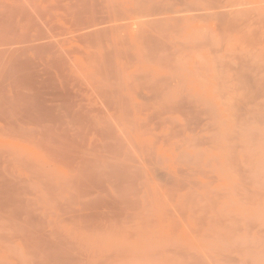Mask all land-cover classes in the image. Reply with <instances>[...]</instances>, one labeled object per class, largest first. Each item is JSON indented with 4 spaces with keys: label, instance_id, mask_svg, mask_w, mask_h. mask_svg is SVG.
<instances>
[{
    "label": "bare ground",
    "instance_id": "1",
    "mask_svg": "<svg viewBox=\"0 0 264 264\" xmlns=\"http://www.w3.org/2000/svg\"><path fill=\"white\" fill-rule=\"evenodd\" d=\"M143 1L141 0V2ZM124 3H126V0H0V123L4 124V126L0 124V165L4 167V172L7 170V176L4 174L1 177L2 175H0V186H6L7 190L8 188H14L15 190L12 191V193L14 192L13 195L18 192L17 195L15 194L16 197H10L11 200L6 199L8 203L9 201L13 202L11 206H2L0 201V207L2 206L1 209H3L2 212L7 214L5 219L4 217L2 220L0 219V222L5 226L3 228L11 230L10 233L7 232L5 234L6 236L1 237H7L9 243L17 245L16 248L11 246V249L4 250V252L0 249V264H251L249 255L250 247L248 246L249 242L246 235L249 233L250 235L248 237H250L252 230L253 235L255 234L252 228H255V222L253 224L251 223L252 227H250L252 229H247L246 227L249 226V222L248 226L244 222V227L247 229V232H244L245 230L241 227V224L233 223L238 215L233 216L230 213V217L228 212V214H224L220 209L223 213L219 211L220 214H217L219 207L215 206L214 203L219 202L215 201L213 199L214 197L209 199L205 196L210 201V204L214 202L212 204L213 206L211 205L213 209L217 207L215 208V214L212 213L214 212L212 208H208L209 206L206 205V202H204L206 204L201 205L202 198L199 193L188 186L192 181L188 183L185 180L187 182L186 188V182L183 184L184 179L180 177L182 181L174 182L173 185L168 186L170 183H173L170 179L172 177L169 178L172 182H169V184L164 182V184L161 179L162 176L165 177L163 178L164 181H166L165 179H167V182L169 181L165 172H163L164 174L162 176L160 173L158 174L160 175L159 179H161L159 180L157 178L159 171L151 170V163L146 164L147 162H145L146 168L143 166L142 162L147 160L146 158V160L144 159V155L143 158L141 156L143 159L142 162L140 158H136L137 161L133 158L134 162L131 157L129 158L130 155L128 154V159L126 156H122L121 151L123 152V148L121 149V146L127 143L125 142L126 138L130 143L136 144V147L134 146L136 149L137 146L139 147L141 154L149 153V145L141 142L139 132L136 129L139 124V119L136 116V105H141L139 101L147 103V101L157 100L161 95H167L166 92L169 91V88L163 86V88L161 87L159 89V86L161 84L164 85L162 82L168 81L169 79L166 77L167 80H164L165 75L164 73H160L158 67L162 66L165 69L170 67L171 69L172 66V62L169 61V59L171 60V55L168 54L169 45L166 43L163 46L162 44L165 42L163 43L162 40L158 41L160 39H156V36L151 32L152 29L154 31L155 29L150 28V26L159 24L163 18H159L158 15L159 20L157 18L154 19L156 10L153 12L154 16L151 13L152 11L146 7L149 10L147 11L149 15L147 12L142 15H147L148 18L150 16L154 17L149 20L147 17H141L140 14L146 10L143 9V11L141 10L142 12H139L140 14L137 13L138 19L141 18L140 21L147 20L137 23L138 20L136 23H133L135 28H130V24L124 22L126 19L121 15L123 13L121 6H124ZM185 4L187 5L186 2ZM236 4L239 5L238 2ZM242 4L244 5V3ZM144 5L141 7H144ZM151 5L154 9H161L159 6H154L153 2ZM151 5H149L150 8ZM170 6L169 8H171ZM141 7L138 5L137 10ZM243 8L244 6L241 9ZM242 12L244 14L245 10ZM199 13L201 12L199 11ZM224 13L226 14L227 12L225 11ZM216 15L218 16V13ZM196 16L198 15L196 14ZM261 17L263 18V16ZM170 18L173 19V16ZM170 18L163 19V21L169 22ZM177 18L181 19L180 16ZM177 18L175 16L174 21ZM246 18L239 19L244 21ZM180 19L176 22H180ZM233 21H236V19ZM242 25L246 27L244 23ZM250 25L252 26L253 24L251 23ZM243 26L240 28H242L241 31L243 32L241 34L244 35ZM158 27L161 30L163 28L160 25ZM158 27H156V30L159 29ZM163 30L162 34L164 32ZM231 30L234 31V28ZM231 30L229 31L231 32ZM252 31L254 33L255 30ZM158 32L161 36V31L157 30L156 33ZM246 33L249 35L250 31L248 32L246 30ZM255 34L256 36H261L260 34L257 35V31ZM251 35L250 33L249 36ZM165 36H162L163 39H166ZM253 36L255 35L253 34ZM251 37H245L246 40L244 41L243 36L237 39L240 42H249L248 39H251ZM255 37L252 39H255ZM76 43L80 44L82 48L80 47L75 50L74 44ZM166 46L168 47L165 48ZM162 47L168 49L165 55L161 53L162 56L164 55L163 57L159 54L160 58L164 59V62H161L162 59L155 54L157 53V48L160 50ZM165 49L162 50L165 51ZM234 50L236 49L234 48ZM169 51L171 52V50ZM250 53L254 55L253 51ZM261 53L258 52L253 57H260ZM239 56L237 58L234 55L233 58H237V61H239L243 57L244 59L241 60L243 63L246 56H240L241 58ZM253 57L248 58L250 60ZM165 59H168L167 62ZM215 61L218 60L215 59ZM200 62L201 65L204 64L202 61ZM245 62L249 66L250 61L245 60ZM169 63L171 65H168ZM218 63L222 69L223 62L220 60ZM218 63H215V66ZM226 63L224 65L228 66V63ZM174 64L173 66L176 68L177 66ZM227 66L224 67L226 68ZM236 67H238V64ZM263 67L264 65L262 67L260 65V68L263 69ZM198 68H196V71ZM238 69L242 70L244 66H239ZM238 69L236 68V70ZM262 69L260 71L258 70V75L264 72ZM226 70H228V67ZM230 70L234 72L235 68L234 70L232 68ZM246 70L248 69L242 72V78L245 77V80L246 77H249ZM198 71L199 74L196 73V75L201 74V71ZM245 72L247 76H244ZM260 78L262 79V77ZM252 79L255 78L253 77ZM238 81L242 83V80L239 79ZM261 81H264V78ZM169 84L166 83V85L170 86ZM262 85L264 84H260L258 87L260 88ZM244 86L246 88V85ZM247 86L250 87V85ZM144 90L147 92H143ZM250 94L252 95V92ZM236 95L232 96L236 98ZM241 95L239 94V97ZM247 95H243V99L245 97L246 100ZM184 97L182 99L180 98L181 100L176 99L171 101L172 103L170 104L172 107H168L174 109L176 106L179 113L183 112V115L180 114L181 117L190 119L189 123L191 124L192 121L196 122V118H193L195 121H191L192 116L185 113V111L190 112L192 115L194 114L192 111L197 112L195 107H193L194 110L191 109L193 106L192 102L194 101L192 99L194 98L188 96L191 98V102H188L190 99H184ZM240 101L242 102L243 100ZM173 102L176 103L173 104ZM186 102L188 104L192 103V106L188 107L190 109L187 108V110L181 111L180 109H184L181 108L184 106L181 103L185 104ZM245 103L244 105L246 106L249 101ZM163 104H169V102ZM177 105H180V109ZM237 105L241 106L240 109L242 112L238 114L234 113L232 116L237 117V115H240L238 118L245 117L243 103L241 105L238 103ZM185 106L187 107L188 105L185 104ZM106 107L110 110L112 108L115 109L108 118L106 117L108 110ZM198 108L199 106L196 109ZM235 108L233 105L232 109ZM260 111L262 110L260 109ZM200 112L198 114L199 118L197 119L203 122V119L200 120L202 118L200 117L202 112ZM240 113H243V115ZM252 113L251 111L249 114ZM197 114L194 115L197 117ZM217 114L219 113H215L216 116H218ZM253 114L255 115V113ZM202 115L204 117L205 113ZM257 115L263 116V114L257 113V119ZM251 116L254 117L253 115H249V119L252 118ZM205 117L208 119L207 115ZM233 117L231 120L236 118ZM259 117L260 119L262 118L261 116ZM249 119L247 120L246 117L245 121L247 122ZM260 119L258 120L259 124H264L262 119ZM227 121L230 122L229 120ZM189 123L187 122V124ZM199 123L201 124V122ZM242 123L244 125L243 121ZM190 124L185 126L188 128ZM194 124L192 123V125ZM209 124L207 125V129L210 126ZM29 125L32 126L29 127ZM246 126H243V128ZM175 127L177 128L179 125H175ZM175 127L173 129L174 131L176 129ZM236 128L237 131L239 127ZM250 132L252 131L250 130ZM218 133L220 132L218 131ZM238 133L241 134V132ZM25 136L28 140V145L35 147L38 150L37 153L39 156H34V153L30 152L29 149L23 148L19 144L20 141L24 140L23 138ZM234 136L235 138L230 137V139L227 137L226 141L228 139L230 141H232L231 139L237 141L236 135ZM5 137H11L17 140L18 143L15 142V144H11L10 146L3 145L1 140ZM220 137L221 139L223 138L222 136ZM215 138H218V140ZM214 139L223 142L219 137H214ZM222 142L220 143L222 144ZM214 144H210L211 146L209 147L213 148L212 146ZM130 145L128 144V146ZM236 145L242 148L241 143L239 145L237 143ZM132 147L133 145L131 149H133ZM229 147L231 148V146ZM218 148L221 147L219 146ZM244 149L242 148L243 152L241 150L243 153L242 158H244V153L249 150L248 147ZM128 152L130 151L128 150ZM133 154H135V151ZM181 154L183 153L181 152ZM229 156L228 158L230 159L232 156ZM124 158L128 161L130 160L132 164H137L139 160L142 165L131 164L132 167H130V165L128 166L126 164L127 161L125 162ZM233 158L239 160L234 155ZM242 158L240 159L242 160ZM191 160L194 159H190L189 162ZM231 160L233 159H230V162L226 161L231 164L226 163L229 167L235 164L234 161L232 165L233 161L231 163ZM200 161L197 160L196 162L200 163ZM127 163L130 164L129 162ZM159 163L161 162L159 161ZM250 165L248 166L249 168L254 164L252 166ZM248 167H246L247 170H244L246 173L250 172L253 168L249 169ZM147 168L149 172L151 171V175H154L152 173L154 171L157 177H152L162 183L157 184L148 180L151 178L147 179L142 177L141 179L139 175L142 172L146 173ZM115 171L117 174L119 173V176L121 173H124V177L122 174L119 177L124 178L120 180L122 183L118 181L115 183L109 182L108 185H102L104 184L102 179L109 175L107 173H113ZM244 171L242 173L240 170H237L238 174L241 172L242 175L246 174ZM237 172L234 173L237 174ZM196 173L195 170L193 174L195 175ZM114 174H111V176ZM143 174L142 176H144ZM148 174L147 172V176L150 177L151 175L149 174V176ZM181 174L185 176L186 172L184 174L181 171ZM242 175H238L239 179L243 177ZM111 176L109 175V178ZM137 177L140 180H136ZM111 178L113 179V177ZM119 178L115 177V180H119ZM197 184L199 185V183ZM197 184L193 182L191 185H196L195 187L198 189ZM1 188L0 194L3 193ZM2 190L5 191L3 188ZM7 192L9 190L6 191V194ZM8 195L11 194L8 193ZM8 195L7 197H9ZM8 203L6 204L10 205ZM203 205L205 206L203 207ZM206 206L208 207L206 208ZM220 208L222 209V207ZM201 209L204 213H201ZM247 209L245 208L243 214L248 215L245 213V211L249 213ZM239 212L241 213V210ZM221 214L225 215L227 219L224 216H220ZM240 219L243 220L242 218ZM227 221H231V223ZM238 222L240 223V220ZM241 222L243 223V221ZM235 226L243 228L239 229L241 231L240 235L242 236L243 232L246 233V237L237 238V236H234V232L238 228L236 227L235 229ZM259 229L264 230V228H258L256 231H259ZM236 233L235 235H237ZM258 233L254 238L256 240V237L259 236ZM262 233L264 232H260L259 234ZM263 235L259 237L261 242ZM255 244L256 246L259 245L257 241Z\"/></svg>",
    "mask_w": 264,
    "mask_h": 264
},
{
    "label": "rangeland",
    "instance_id": "2",
    "mask_svg": "<svg viewBox=\"0 0 264 264\" xmlns=\"http://www.w3.org/2000/svg\"><path fill=\"white\" fill-rule=\"evenodd\" d=\"M145 1L146 2L148 1V3L146 4ZM152 2L154 3V6H159L161 9L156 8V7H155L156 9H154V7L151 5ZM185 2L187 3V5L185 4ZM237 2L239 3V5L236 4ZM242 3H244V5ZM142 4L143 5L146 4V5H144V7H141V6H143ZM189 4H190V6H189ZM232 4H233V6H232ZM138 5L141 7L140 9L138 8L139 10H137ZM149 5H151V8L153 7L152 10H151ZM216 5H217V7H216ZM248 5H250V6L248 7ZM169 6L171 8H169ZM243 6H244V8L241 9ZM121 7H122V10H123V13H121V15H123L124 19H126V20H124V22L130 24V28H135V26H133V23H136L138 20L139 21L137 23L142 22L144 20H147V19L142 18L144 20L140 21L141 18L138 19L137 13L140 14L139 12L141 10L143 11V9L144 10L146 9V10L143 11L144 13L140 14L141 17H147V15L143 16L142 14H145L149 10L152 11L151 13H153L155 10L156 11L158 10L157 14H156V11H155V15L156 16L153 13V15L155 16L154 19H156V18L158 19V17L159 18L161 17V19L162 18L163 19H168V18L173 16V19L170 18V21L168 20L169 22H167V21L164 22L163 19H162V21L164 23L162 21H160L159 24H156L154 26H150V28L152 27V28L155 29V31L153 29L151 31L153 33V35L156 36V39H160L158 41L162 40L163 43L165 42L164 44H162L163 46L167 43V45H169L170 48L168 46H166L165 48L168 47V49L171 50V52H172V54H171V52L168 49H165L163 47L160 50H162V49L164 50L165 49V51L162 50V52H160L159 48H157L158 49L157 53H155L156 56H159V58H160L159 54H161V53L163 54L164 53V55H165L166 54V50H168V54L171 55V57H170L171 60L168 57L169 61L172 62V63L171 62L170 63L172 64V66L175 63L176 65L175 64L174 65L179 67L178 69H177V67L174 68V66H173V68L171 66V69H170V67H168L167 69L163 68L162 66H161L162 68L158 67V69L160 70V73L161 74L164 73L165 78L168 77V79H169L168 81H165V82L167 84L171 83V84H169L170 86H168L163 81L162 83H164V85L161 84L159 86V89L161 87L163 88V86H167L169 88V91L166 92L167 95L166 94L165 95H161L157 100H151L150 102L147 101V103H145L143 101H139V102H141V103H139L141 105H136V109H137L136 110V116L139 119V124L137 125L136 129L139 132L138 134H139V136L141 138V142H144L146 145H149V147H150L149 153L141 154V151H140L139 147L137 146V149H136L135 148L136 144L134 145V144L130 143L128 141V139L126 138L125 142H127V143H124L125 145L121 146V149L123 148V152L121 151L122 156H124V157L126 156V158L128 159V156H127V154H128V155H130L129 158L131 157V159L133 161H134L133 158H135L136 161H137L136 158H138V159L140 158L141 162H142V160H143L142 158H143V155H144V159L145 158L147 160L149 159V161H147L145 159L146 161L142 162L143 166L146 168V164L151 163V166L149 165L151 167V170H154V171L158 170L159 171L157 173L158 177L155 176L156 174H155L154 171H152V173L154 175H151V171L150 172L148 171L150 169V167H148V165H147V167L149 169L147 168L146 171L151 176L148 174L150 176V177H148L147 176V172L146 173L142 172V174L144 173L143 175L146 176V177L142 176V174H141V175H139V176H141V179H142V177L143 178H147V179L151 178V179H148V180H151V181H153V182H155L157 184L162 183V182L163 183L165 182V183L169 184V182L173 181V183H170L168 186H170L171 184L173 185L174 182L182 181V179H184L183 180L184 183L182 182L183 184H185V182H186L185 180H187L188 183H190L192 181L188 186L191 189H193V190H195L196 192L199 193V195L202 198V202H203V203L201 202V205L207 203L206 205H208L209 207L206 206V208L208 207V208H212L213 209V207H211V205L214 202L212 204H210V201L207 200V199L208 198L211 199V197L212 198L214 197L213 199L215 201L219 202V203H214L215 206L219 207L218 208V212L216 211L217 214H220V213L224 212V214H228L229 213L228 215H230V213L233 216H237L238 215L239 218L237 216L236 220L232 219L233 216H232L231 219L234 220V222H233L234 224H239V225L241 224V227H243L244 230H245V231L242 230L244 232H247V229L251 228L252 224L255 222V225L258 226V227L256 229V226L253 225V226H255V228L252 227L254 229V232H255L254 235H253V230L251 231L249 229L252 232V233L251 232L250 233L254 237L252 235L250 237H248L250 235L249 233L246 235L247 236L246 237L245 236L246 233H243V232H242V236H241L240 235L241 231L239 230L241 227L239 228L238 227L239 225L235 226V229H236V227H238V228H237V230H235L237 233L234 232V236H237V238L245 236L247 238V240L249 242L248 243L249 245L248 244L247 245L250 247V248L249 247L248 248L250 250L249 251V255H250L251 264H264V257H262L264 255V252H262V251H264V248H263L264 246H262V245H264V235H263V238H262V242L259 240V237H261L262 234H264V233H262V234H259V233L260 232H264V230L263 229H259V231H256V230H258V228H264V226H263L264 225V131H263L264 130V124L261 123L262 124L261 125V124H259V121H258L260 119L259 116H261L262 117L261 118L262 122H264V108H263L264 107L263 106L264 105V95L261 96L262 94H264L263 93L264 92V88H263L264 85L260 86V88L258 87V85L264 84V83H262L264 81H261L264 78V76H263L264 67H263V69L260 68V65H261V67L264 65L263 64L264 63L263 62V57H264L263 56L264 55L263 54L264 53V41L263 40H264V38H262V37H264V33H262V32H264V27H263L264 26V0H235V1L234 0H223V1L222 0H144L143 2H141V0H126V3H124V6H121ZM146 7L149 10H147ZM221 7H222V9H220ZM211 8H212V10H211ZM217 8H219V9H217ZM223 8H224V10H223ZM164 10H166V11H164ZM167 10H169L170 12L169 11L167 12ZM244 10H245V12L243 14L242 11H244ZM199 11L201 13H199ZM213 11L216 14L218 13V16ZM216 11H218V12H216ZM225 11L228 14L227 13L225 14L224 13ZM159 12H161V13L158 14ZM236 13H237V15H236ZM147 14L149 15L148 12H147ZM196 14L199 17L196 16ZM230 14L233 15V16H231ZM239 14H240V16H239ZM150 15H152V14H150ZM223 15H225V16L223 17ZM227 15H229V16H227ZM244 15H246V17H248V18L244 17ZM154 16H150V18H148V17L147 18L149 20V19H152V17H154ZM175 16H176V18L180 16L181 19L177 18L174 21ZM237 16H238V18H237ZM260 16H263V18L262 17L260 18ZM226 17H227V19H226ZM228 17H230V19H228ZM232 18L236 19L237 22L233 21L234 19H232ZM239 18L240 19L246 18L247 20L245 19L246 21L245 20L241 21ZM179 19H180V22H176ZM258 20H260V21H258ZM262 20H263V22H262ZM229 21H231V22H229ZM221 22H223V23H221ZM240 22H242V23H240ZM243 23L245 24V26L247 28L242 25ZM251 23L253 24L252 26L250 25ZM165 24H167V25H165ZM221 24H223V25H221ZM158 25H160L161 28L163 27L162 30L165 29V30H163L164 31L163 34H165V35L167 34L166 36L162 34V30L160 29V27H158ZM225 26L227 27V29H226ZM242 26H243V30H244V35L241 34V33H243L241 31L242 28H240ZM156 27L159 28V29H157L158 31H161L160 32L162 34L161 36L159 35V32L156 33L157 32ZM147 28H149V27H147ZM168 28H169V30H167ZM233 28H234V31L231 30ZM235 28H238V29H235ZM228 29L231 30V32ZM236 30H238V31H236ZM239 30H240V32H239ZM246 30H248V32L250 31V33L252 34L251 35L252 37L249 36L250 33H249V35H248V33H246L247 34V36H246V34H245ZM252 30H255L254 33H253ZM166 31H168V32H166ZM226 31H228V32H226ZM256 31H257V35L260 34L261 36H256V34H255ZM236 32H237V34H236ZM154 33H156V34H154ZM238 33H240V34H238ZM253 34L256 37L253 36ZM162 36H165L166 39H163ZM240 36H243V41L246 40L245 37L246 38L251 37V39H248L249 42L248 41H245V42L241 41V42H243V43H241L238 40L240 38ZM254 37H255V39H252ZM260 38H261V40H260ZM252 40H255V41L252 42ZM174 43H175V45H174ZM254 43H255V45L253 46ZM162 45L160 44V46H162ZM74 46H75V50H77L80 47L82 48V46L80 44H77V43L74 44ZM157 46H158V44H157ZM234 48L236 50L233 51ZM153 49H151V50H153ZM231 50H232V52H231ZM252 51L254 52V55H253V53H250ZM258 52H260V53L263 52V53L260 54L261 56L258 55L260 57H257V56L253 57L256 54H258ZM162 54H161V56H162ZM234 55L237 58H238L239 55L240 56H246L247 58L245 57V60L246 61H250L249 62L250 63L249 66L251 68L248 66V63L245 64L246 63L245 60L243 61V63L241 62V60L244 59L243 57L241 58L239 56L241 59H239V61H237V58L236 59L233 58ZM248 57H250V58L253 57V58L249 60ZM260 58H261V60H260ZM160 59H162L161 62L162 61L164 62L163 58H160ZM215 59H217L218 61L221 60V62H223L222 69H221V67H219V66H221L220 65L221 63L219 62L220 63L219 64L218 61H215ZM167 60H166V62H167ZM200 61H202V63H204V64L201 65ZM226 61L228 63V66L224 65V63H226ZM170 63L168 65H171ZM195 63L198 65L199 68L197 67V65ZM215 63H218L217 66L219 68L217 66H215L216 65ZM236 63L238 64V67L239 66H244V69H242L243 71L241 69H238V67H236L237 66ZM240 64H242V65H240ZM253 64H254V66H253ZM246 65L248 66V68H246L247 67ZM224 66H227L228 70H226L227 67L225 68ZM229 66L233 70H234V68H235V70L237 68L238 70H236V72L237 71L238 72L236 73L235 70L233 72L232 70H230L231 68L229 69ZM258 67H259V69H258ZM196 68H198V70L201 71L200 75H196V73L199 74V71L198 70L196 71ZM175 69H176V71H175ZM245 69H248L250 71L249 72L248 70H246V72H248V76H249L248 78L246 77V80H248V81L245 80V77L242 78V76H243L242 72H244ZM255 69H257L256 72H255ZM260 69L263 70V71L261 70L263 73H259V75H258V70L260 71ZM253 70H254V73H253ZM246 72L244 73V76H247ZM250 73H252V74H250ZM240 76H241L242 79L240 78ZM259 76L262 77V79ZM253 77L255 79H252ZM257 77H259L261 80L259 78H257ZM165 78H164V80H167V78L166 79ZM218 79H219L220 82L222 80L223 81L220 83L218 81ZM220 79H222V80H220ZM237 79L238 80L239 79L242 80V83L240 81H238ZM243 79H244V82H247V83H244ZM224 80H225V83H224ZM219 84H220V86H218ZM244 85H246V88H245ZM247 85H250V87L247 86ZM215 86L219 87L218 90H217V87H215ZM251 88H252V90H250ZM215 89L217 90V92H216ZM232 91H233V93H232ZM143 92H147V91L144 90ZM251 92H252V95L250 94ZM158 93H159V91H158ZM160 93H163V92H160ZM235 94H237L236 98H234L235 96L234 97L232 96V95H235ZM239 94H242L241 97L243 95L245 96V95L248 94L246 96L247 99L245 100V97H244V99H243V97L242 98L239 97ZM181 95L185 96L184 99L189 98L190 101L188 100V102H191V98H194V99H192L194 101L192 102L193 106L191 105L192 103L188 104V102H186L185 104L188 105L187 107L185 106V104L181 103V105L185 106V107L184 106L181 107V108H184L183 110L180 109V107H179L180 105L179 106L177 105L179 107V109L181 111H184V110H187V108L191 107V106H192L191 109L194 110L193 107H195V110H197V112L200 109V111L202 112L201 113L199 111L201 113L200 117H202V118H200V120L203 119V122L199 121L197 119V118H199V115H198L199 112L197 114V112L192 111L194 114H197V117H196L194 114H193L194 115L193 116L190 112L185 111V113H188V114H190L192 116L191 117L192 118L191 121L194 120L193 119L194 117L196 118V122L192 121L191 124H190L189 123L190 119H188L186 117L182 118L181 115H183V112L179 113L178 112L179 110H178V108H176V106L174 107V109L171 108L172 107V105L170 104V103H172L171 101L176 100V99L181 100L183 98V96H181ZM188 96H190L191 98L188 97ZM224 96H226V97L224 98ZM249 97H251L250 100H249ZM252 97L254 98L253 99L254 101L252 100ZM184 99H183V101H184ZM221 99H224V100H221ZM225 99H226V101H225ZM240 100H243L246 103L249 101L248 104L245 103L247 108L244 105V102L243 101L241 102ZM199 101H200V104H199ZM232 101H233V103L236 102L235 103L236 105L238 103L240 105H241V103H243V105H242L243 106V113H245L244 114L245 117H243V116H242L243 118L241 117L243 120L241 118H238V117H240V115H237V117L234 116L236 118L231 120V118L233 117L232 115H234V113L238 114L239 112H242L241 109H240L241 106L237 105V107H236L235 104L231 103ZM165 102H169V104H163ZM194 102H195V105H194ZM196 102H198V103L196 104ZM259 102H261L262 104L261 103H260L261 105L258 104ZM174 103H176V102H173V104ZM197 105L199 106L198 109H196L198 107ZM233 105H234V108L236 107L235 109H232ZM259 105L261 106V108H259L260 107ZM168 106H171V107H168ZM106 108L108 109V107H106ZM256 108H259V109H256ZM188 109H190V108H188ZM228 109H230V110H228ZM236 109H238V110L235 111ZM260 109L262 111H260ZM109 110L110 109L107 110V114H106L107 118L109 117V115H111L115 111L114 108H112L110 111ZM167 111H168V113H167ZM232 111H233V114H232ZM248 111H249V113H251V111H252L253 113H255V115L253 113L249 114ZM185 113H184V115H186ZM203 113H205L204 117L202 115ZM215 113H219V114H217L218 116H216ZM243 113H240V114L243 115ZM257 113L258 114L261 113V114H263V116L262 115H259V116L257 115L258 116V119H257V117H256ZM153 114L154 115L156 114L155 117H154ZM248 114L254 116V117L251 116L253 118V120L250 121V119H252V118L249 119V115ZM206 115H207L208 119H206V117H205ZM186 116L188 117V115H186ZM246 117H247V120L249 119V121H247V122L245 121ZM212 118H213V120H212ZM111 119H113V118H111ZM204 119H206V120L204 121ZM226 119L229 120V121L231 120V121L228 122ZM186 120L190 124V126L188 128H187V126L189 124H187ZM235 120H237V121H235ZM174 121H175V125H179V127H177V128L175 127ZM242 121L244 122V125H242L243 124ZM199 122H201V124ZM253 122H255V123H253ZM172 123H173L174 126L172 125ZM192 123L193 124L197 123L199 125H197V124H196L197 126L195 124L192 125ZM0 124L4 126V124H2V123H0ZM157 124H159V125H157ZM208 124L210 125L209 126L210 128L208 127V129H207V125ZM227 124H228V126H227ZM185 125H187V126H185ZM253 125H255V126H253ZM31 126L32 125H29V127H31ZM243 126H246V127L243 128ZM11 127H13V126H11ZM174 127L178 131L175 129V131H176L175 132L173 130ZM236 127H239L240 131H239V128L236 131V129H237ZM226 128H227V130H226ZM202 129L203 130L205 129V130L203 131ZM232 129L235 130V131H233ZM249 129L252 132H250ZM228 130L231 131V132H229ZM218 131L220 133H218ZM245 131L247 132L246 134H245ZM238 132H241V134L238 133ZM221 133H223V134H221ZM224 133H226V134H224ZM249 133H251V134H249ZM229 134H231V136H229ZM232 134L236 135V137H237L236 139H238L237 141L233 140V139H231L232 141L229 140L230 137H234L235 138V136L234 135L232 136ZM254 134H256V135H254ZM244 135H246V136L244 137ZM212 136H213V138H212ZM220 136H222L223 138L221 139ZM254 136H256V137H254ZM214 137H219V139L223 140V142L222 141H216V140H218V138H215L216 139L215 140ZM227 137L229 138L227 140L228 142L226 141ZM23 139L24 140L20 141L19 144L22 145L23 148L29 149L30 152L34 153L33 154L34 156H36V155L39 156V154L37 153L38 150L35 147H33L31 145H28V143H27L28 140H27L26 136ZM247 140H248V142H247ZM194 141H196V142H194ZM229 141L232 142V143H230ZM15 142L18 143L17 140H14L11 137H5L4 139L1 140V143H3V145H7V146L8 145L10 146L11 144H15ZM208 142H211V143H208ZM220 142H222V144ZM213 143H215L212 146L213 148L209 147ZM216 143H217V145H219L222 148V150H221V148H218L219 146L216 147L217 146ZM237 143H238V145L241 143L243 149L245 147L246 148L248 147V149H249V150H247L248 152L244 153L245 154L244 158H242L243 150H242V148H240L241 146L237 147V145H236ZM128 144L129 145L132 144L133 145V147H132L133 149H131L132 145L128 146ZM243 144H244V147H243ZM248 144H250V146H248ZM228 145L231 146V148ZM245 145H247V146H245ZM127 149L130 152H128ZM232 149H233V151H231ZM132 150H133V152L135 151V154H133ZM241 150H242V152H241ZM181 152L183 154H181ZM179 153H180V155H179ZM184 155L186 157L188 156L187 158L194 159V160H191L189 162L190 159H187ZM229 155L232 156L230 159H233V160H231V163L233 161L232 165L234 164V161H235L234 166H230L229 167V165L228 166L226 165V163L230 162V159L228 158ZM233 155H234V157H238L239 160H235L236 158H233ZM141 156H142V158H141ZM246 156H247V158H246ZM240 158H242V160ZM205 159H207V160H205ZM197 160H199V161L202 160V161H200V163H199V162H196ZM208 160H210V161H208ZM126 161L129 162L130 164H128ZM159 161L161 163H159ZM226 161H229V162H226ZM125 162H126V164L128 166L130 165V167H132L131 166L132 162H130V160L128 161V160L125 159ZM141 162L138 160L137 164L136 163L135 164L133 163V164L134 165H142ZM145 162H147V163L145 164ZM219 162H221V163H219ZM139 163H141V164H139ZM217 163H219V164L217 165ZM195 164H199V165H195ZM202 164H204V165H202ZM221 164H222V166H220ZM249 164H251L250 166H252L254 164L252 166L253 168L251 167L252 169L248 167ZM152 165H153L154 168L156 167V169H154V168L152 169ZM0 166H1L0 167V169H1L0 170V175H2L1 177H3L4 174L7 176V172H6L7 170L5 171L6 172L5 173L3 171L4 167L2 165H0ZM246 167L251 169L250 172L246 173V171H244L245 169L247 170ZM236 168H237V170H240L242 173L244 171V173H246V174L242 175L241 172H240V174H238L237 170H235ZM242 169H243V171H242ZM177 170H179V171L181 170L182 173H184V174L186 172L185 176L181 174V171L178 174L179 171H177ZM195 170H196L197 173L194 175L193 173L195 172ZM211 170H212V172H211ZM1 171L3 172V174H2ZM183 171H185V172H183ZM187 171H188V173H187ZM233 171L237 172V174L234 173ZM163 172H165L166 177L168 178V180H169L170 177H172V178H170L172 181L169 180L167 182V179H165L166 181H164L163 178H165V177L162 176V174H164ZM113 173H115L114 175H115L116 178H119L121 176V174H122L121 173L120 176H119L118 175L119 173L117 174L116 171L113 172ZM113 173L112 172H108L107 174H109L111 176V174H113ZM159 173L162 176L161 177V179L163 180L162 182L159 181V180H161V179H159V176H160V175H158ZM168 174H169V177H168ZM188 174L191 175V177L189 175L190 178L188 177ZM109 175H107L105 178L102 179L103 182H104V184H102V185H108L109 182H111V183L114 182L115 183V182H118V181H119V183L120 182L122 183V181H120V180H121V178L124 177V175H123V177L119 178V180H115L114 175L111 176V177H113V179L111 177L109 178ZM238 175L239 176L242 175L244 177V179H242L243 178L242 176H241L242 178L240 177L241 179H239ZM246 175H248V176L245 178ZM152 176L153 177L154 176L157 177L159 180L156 179L157 180L156 181L155 178H153ZM238 179H239V181H238ZM113 180H115V181H113ZM136 180H140V178L137 177ZM195 181H197V182H195ZM193 182H194V184L195 183L196 184L199 183V185H201V186H199L197 184L198 185V189H196L197 188V187H195L196 185L195 186L191 185ZM185 186L187 188V182H186ZM1 187L3 189H5V191L2 190ZM0 188H1V191H3V193L5 192L4 194L3 193L0 194V196H1L0 197V199H1L0 201H1L2 206H11L13 204V202L9 201V203H8V200H6V199L8 198L9 200H11L10 197L11 198H13L14 196L16 197L18 192L15 193L16 195L15 194L13 195L14 192L12 193V191H14L15 189L11 188L12 189L11 190V189L8 188L9 192H7V194H6V191H8L7 187L6 186H0ZM10 190H11V192H10ZM235 192H236V194H235ZM8 193L11 194L12 196L8 195ZM7 195L9 197H7ZM205 196H207L208 198L205 197ZM205 199H206V201H205ZM4 200H5L6 203H8L10 205H7L4 202ZM204 202H206V203H204ZM2 206L0 207V219L1 220L3 219V217L5 219L6 215H7V214H5V212H2L3 211V209H1ZM204 206L205 205H203V207ZM217 207H215V208H217ZM220 207H222V209ZM244 207L246 209L248 208L247 210H249V213H248V211H245V213H247L248 215L243 214V212L245 210ZM215 208L213 209L214 212H212L214 214H215ZM224 208H225L226 211L223 210ZM202 209H204V208H202ZM202 209H201V213L203 212ZM219 209L222 210L223 212L220 211ZM238 210L239 211L241 210V213ZM219 211H220V213H219ZM209 212H211V211H209ZM209 212H208V214H209ZM237 212H238V214H237ZM231 215H230V217H231ZM220 216H224L225 217V215H222V214ZM249 217H250V220H249ZM240 218H242L243 220H241ZM237 219H238V221L240 220V223L237 221ZM241 221H243V223ZM227 222L231 223V221H227ZM244 222H245V224H247V226H248V222H249V226L246 227L247 229L244 227L245 226ZM261 225H262V227H261ZM3 227H5V226L2 225V223L0 222V249H1V251L4 252V250L11 249L12 248L11 246H14L13 248H16L17 245L13 244V243H9V240H7V237H4V238L1 237V236H6L5 234L7 232L8 233L11 232L10 229L3 228ZM243 228H241V229H243ZM256 232L257 233L259 232L258 233L259 236L256 237L257 240L254 239L255 235H257ZM235 233L237 235H235ZM256 241H257V243H259L258 246H256V244H255ZM259 251H260V253H259ZM260 256H261V258H260Z\"/></svg>",
    "mask_w": 264,
    "mask_h": 264
}]
</instances>
